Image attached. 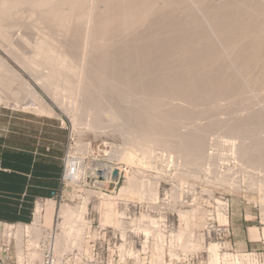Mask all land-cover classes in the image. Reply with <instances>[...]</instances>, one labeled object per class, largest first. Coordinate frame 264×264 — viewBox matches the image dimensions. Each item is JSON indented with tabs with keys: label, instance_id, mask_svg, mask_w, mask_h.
<instances>
[{
	"label": "rangeland",
	"instance_id": "rangeland-1",
	"mask_svg": "<svg viewBox=\"0 0 264 264\" xmlns=\"http://www.w3.org/2000/svg\"><path fill=\"white\" fill-rule=\"evenodd\" d=\"M45 1L48 2L49 0H0V13H4L2 15L0 14V18H3V21L6 20L5 24L2 25L10 28L9 32L12 33H9V37H6L5 39L2 38L3 43L7 38L10 39V46H6L8 41L5 42L7 43L5 45L6 47L3 46V43L2 46H0V106L11 107L18 111H29L38 114L63 117L69 128V142L66 153L68 155V153L71 152L70 155L78 156L81 159L82 170L85 171L83 179L75 183H69L65 180L61 190L62 196L51 201L56 205L53 211L59 214H62L60 213L61 205L69 206L62 211L66 220H73L72 216L78 209L83 210L82 217L79 218L80 220L70 221L64 225L62 224V221L64 220L62 215H53V213L51 214L48 211L44 215L46 227H51V224L55 222L59 224L61 223L57 229L58 235L55 242L56 251L59 256L58 264H264V165L255 163L254 161L251 162V160L248 161L249 158H244V160L242 155H240L244 146L248 147L253 143V138L264 139V123L252 127L254 128V135L252 136L251 134L239 135V133L236 132L235 135L234 132L232 133L230 131L231 125L238 123L240 120L248 121L251 119L250 117L254 116V114L261 115L264 118V29L261 28L263 31L261 35L258 32L263 39V44L258 48V52L257 49H255L256 52L254 53H256V59L249 65V68L244 72L243 76H237V78L239 77L238 80L243 82L242 85L238 87V91H234L235 87L234 89L232 87L224 88L223 91H220V94L209 90L210 93H213H211L210 97L207 96L206 98L205 96H199L196 92L190 93L191 97L185 93L176 95L165 91L156 93V95L151 93L147 95V93L139 90V92H127L128 95L126 93V96L125 94L123 95L126 97L125 99L121 98V96L119 97L121 100H116V103L121 105L120 108L125 111L124 113L122 110L124 114L129 112L131 109L130 106L133 104L134 108L132 107V109H134V111L138 110L137 112L139 113V116L143 113L144 118H151L152 122H157L156 124H159V126L163 128L162 131L170 126V130L172 129L173 131L168 130L170 131L168 132L167 128L166 131L169 134H166L165 130L163 131V142L160 140L162 139V131H158L159 133L156 134L153 133L154 131H151L152 134L151 132H143L134 119V121L130 119L129 121L131 122H127V119L125 118L126 115H124V117L121 115L117 119H113L111 116L112 113H110L113 109L111 107L112 102L109 99V96L104 98L106 96L104 94L106 90L108 91L112 89L113 93L118 94L120 91L117 90V92L115 86L118 83L105 84L107 88L104 87L105 85L101 86L103 85L101 82L97 84L94 78H91L88 72H86L88 65L85 64V61L88 60L90 64L92 63V67H96L99 63V60L96 57L102 53L99 52L101 48L108 50L111 53L115 51L114 53L118 54V50H113V48H115L113 46H123L125 44H123L124 40L133 36V38L138 37L137 35L141 33V28L142 31L144 30L143 33L146 32L145 29L148 24H150L149 17L150 19H153L154 17L158 18V15L153 13H156L157 10L163 9L165 1L136 0V2H139V5L144 3L143 7L146 6L145 8L139 6L142 8L141 10L144 9L148 11L149 9L150 12H154L148 15V11V14L146 12V15H144L145 17L140 16L139 18V16H137L135 19L130 18V20L129 18H126L125 14H121L122 12H120L119 9H117L119 11L116 10V8L126 7L128 3L127 0H122L123 2L121 0H108V2L104 0H94V3L93 0H89L90 2L88 0H77L76 2L74 0H62V2L61 0H54L56 4H58L57 7L60 5V8L58 9H61V11L58 9L56 11V9L53 8L52 10L56 12L59 19L60 16L64 15L61 18L68 21L66 22L64 20L66 25L64 23L61 24L62 19L59 20L57 15L56 18L54 17L55 15L52 14L51 20H54L53 25H50L49 21L51 20L48 21L47 15L45 17L41 16V13L43 12H39V9L44 10V13L47 14L46 12L50 8L49 5L44 4ZM51 1L53 2V0H50L48 4L52 3ZM72 1L75 4L79 3L74 5ZM115 1L117 5L115 4ZM195 1L184 0L186 3H183L185 6L188 4V8L197 11L198 8L195 7V9L194 6H197L200 1L198 3ZM218 1L219 0H209L205 7L213 6L218 3ZM111 2L113 3L110 4ZM193 2H195V5L192 4ZM257 2H259L261 6L264 5L263 0H258ZM40 3L43 7L40 6ZM152 4L154 8L153 6L151 7ZM184 4L182 5L184 6ZM111 5L115 10L111 8ZM45 6H49L47 7V10L42 9ZM72 7L74 8L72 9ZM70 9H72L71 11L73 14H70ZM80 9L84 13H82ZM108 9H113L112 11L110 10L111 14L115 11L114 16L109 13ZM199 9L201 8L199 7ZM73 10L75 11L73 12ZM103 11L107 15H105ZM263 12L264 11H262L261 7L259 14L261 15ZM33 13L36 14L34 15ZM80 13L84 14L85 18L83 17V19H81L80 17H82V15ZM116 13L117 15H120L117 16ZM37 14L40 15L38 16ZM197 14L200 15V13ZM259 14L258 17L260 16ZM4 16L7 17L4 18ZM111 16L113 18H111ZM164 16L161 18H165ZM115 17L116 19H114ZM79 18L81 19L80 23L78 22L80 20ZM101 18L107 20L109 23H106V21H103ZM146 18L147 21H145ZM260 18L263 19H260V22L263 23L264 14H262ZM200 19V21H202V17ZM203 20L204 23H207V18L205 16H203ZM3 21H0V24ZM101 21L103 22L101 23ZM82 22L83 24L85 23V26L82 25L84 26V29H88L87 32H83V28L78 27L81 25H78L77 27L75 26V23L81 24ZM73 23L75 25H72ZM25 24L29 25L27 26ZM108 24L112 25V27H110V25L108 26ZM71 25L74 29L70 28ZM45 26L48 27L45 28ZM74 26L77 29L79 28L78 31ZM61 27L66 31H63ZM164 27L166 26L164 25ZM262 27L264 28V25ZM28 28L31 31H29ZM210 30L211 29H209L208 32L213 34ZM34 31H36V34ZM38 31L44 33V35L40 36ZM250 31L243 30V32H240L241 37L242 34L246 37L247 32L249 34L247 37L248 39L246 38L244 41L249 40L250 38L254 39V35L257 36L255 30H252V32ZM253 31L255 32L254 35ZM96 33H98V35ZM45 34L50 35L55 40L54 41L52 38L48 37L45 39L48 44L51 46V43L54 44L53 41L56 42V46L60 50H58L55 45L54 48L57 49L58 54L61 56H67L68 54L70 60L75 54H72L70 57L71 54L66 49V46H69V43L70 46H75L74 51L76 52V56L74 58L80 60L78 61L76 59L77 61H75V59H73L72 63H67L70 61L67 59V56L65 58V63L71 65L67 66L68 68L66 65H63L62 68L65 67V69L62 70L61 68V70L63 72L65 70V73L62 74L61 72L59 79H61L60 82L64 83V80L72 74L67 72L69 67L71 68V72L72 68L74 71L79 68L78 73H76V71V74L73 73L72 75L77 76L80 72L81 75L77 76L78 79H75L71 75V79H74V82H69H73L74 86L78 83V87L74 88L80 90L81 86L82 95H80L81 93H78V96L77 92H75L76 95H73L71 92L72 96L68 94L70 92L71 84H66L67 80H65L64 84L58 83L59 87L61 84V86H63L60 87L61 90L59 88L58 90H56V88L54 89L55 86H58L56 82H53V85L56 83L54 87L49 85L52 84L53 80L48 77L49 75L46 79L48 82H45L46 73H48L47 68L49 69L45 64L40 63L45 66H43V69L41 67L39 68V66H42L39 65V62H37L38 65L34 64V62L32 63L36 65L37 69L39 68L38 71L41 69L40 72L37 70L35 71V73L37 72L36 75L33 71L30 73L28 71L30 70L29 68L28 70H26L27 67L24 69L25 63H28L27 65H29L30 62V59L26 60L24 58H28V56L31 55V51L28 49L24 51L23 46L27 45V43L25 45V41H27L28 44L31 42L32 44L30 43L31 45H29L33 46L35 45L36 40L38 41L40 37H42V39H44L43 37L45 36L47 37ZM80 34L82 39L80 38ZM82 34H85L86 37ZM127 34H130L131 36H127ZM75 35H79V39L76 38L77 36ZM218 35L219 34H216V37H213L214 39L216 38V46L220 44H218L217 40H220V38H217ZM37 36L40 37L36 39ZM72 36H74L79 42H73L74 44L72 43V45L71 41L74 39ZM71 38L73 39L70 40ZM68 39L70 41H68L69 43H66V40ZM76 39L75 41H77ZM100 40L103 42H100ZM18 41L20 42L18 43ZM107 41L110 42L108 43ZM112 42L113 44H111ZM95 46L98 48L96 49ZM239 46V43L227 45L225 46L226 49L218 46V48L221 47L220 50L227 66L233 72H236V70L233 68L234 63L232 64L231 62V57L234 55L232 49ZM93 47L98 50V52L95 49L94 51ZM5 48L7 49L5 50ZM8 49L12 50L9 51ZM14 50L16 51L14 52ZM12 51L14 53H12ZM86 51L89 53L86 54ZM82 53L85 55L81 56L83 55ZM225 53H229L230 55L227 54V59L225 58ZM12 54H16V57L12 56ZM78 54H81V58L77 56ZM87 55L90 56V59L93 56H95L96 59L93 58V60H90ZM181 64L184 65L183 63ZM30 66L32 65H29L28 67ZM184 68L185 66H180L179 68H176V72H178V69L184 71ZM42 71L45 75H43ZM82 74H84L86 78L88 77V80H86L85 76ZM41 75L45 76V78L42 79L43 77ZM69 78L67 79L71 80ZM59 79H56L55 81L59 82ZM88 81L91 83H88ZM43 82H45V84ZM249 82H251L252 85ZM65 84L67 88L65 87ZM86 84L89 86L91 84V86L93 85V88H97L99 94L101 91L104 92L102 93L101 99L102 102L105 101V103L103 102L104 104L102 103L104 106L102 108L105 109H103L104 111L101 109L102 113H96V110H94L95 112L92 111V105L88 103V101L85 100L86 105L84 104V101L82 102V100L86 98L83 94L84 90L87 88L90 89ZM93 88H91V90ZM118 89H120L119 84ZM93 93L96 92L93 91ZM60 97L62 98L60 99ZM76 101L79 102H77L78 105L76 104ZM147 101L152 104L150 105ZM191 104L192 106H190ZM195 105L199 106L196 107ZM34 107L37 109L34 110ZM80 108L83 110L81 111ZM148 110L154 111L152 112ZM213 110H215V112ZM161 112H167L166 114L168 115L170 113L173 121L171 120V115L169 116L170 120L169 118H167V120H165L166 118L163 119L160 116ZM106 113L107 116H105ZM144 113L147 115L151 114V116L145 117ZM81 114L82 116H79ZM95 114L96 116L98 115L97 118L95 117ZM154 114H157V116ZM152 116H156V118H153ZM96 119H98L99 122H97L98 120ZM163 120L165 122H163ZM166 121H168V123ZM207 121H209V123ZM133 126L134 128L136 127V129H134ZM191 133L194 135L196 134L197 136L199 135L197 133H201L202 135L200 134V136H203V138H201L202 140L199 138L200 151L202 150L203 152H200L199 158H193L194 160L196 159L195 161L191 158L193 156L187 157L188 155H185L184 152H181L172 146L173 142H180V140L187 136V134L193 135ZM165 135H167L168 138L172 135L171 138L167 139H171L170 143L165 141V138L167 137ZM124 151L132 152L137 159L135 160V163L121 159V154ZM102 165H104L106 169L111 168L116 171L114 175L115 183H113L112 186L113 188L111 186V188L108 187L111 182L107 183L105 181L106 178L103 173H99L96 177H93L92 175L93 169H98ZM94 179H98L101 182L104 181L105 185L102 183V186L100 187L95 186L93 184ZM246 214H252L254 218L253 221L257 225V227L252 228V230L239 225L240 218H243ZM4 228V225L1 224L0 239L1 237L5 240L12 238L13 242V237L8 236ZM249 238L254 240H249ZM213 244H216L218 247V249L216 247V252L218 253V260L216 259V261L215 253L210 248ZM34 254L36 258H39L37 252H34ZM19 257H21L20 253Z\"/></svg>",
	"mask_w": 264,
	"mask_h": 264
},
{
	"label": "bare ground",
	"instance_id": "bare-ground-1",
	"mask_svg": "<svg viewBox=\"0 0 264 264\" xmlns=\"http://www.w3.org/2000/svg\"><path fill=\"white\" fill-rule=\"evenodd\" d=\"M7 1V0H6ZM55 1H58V0H55ZM53 0L52 3L48 4L50 2V0L48 2L45 1L44 4L46 5H49L50 8L49 10L46 12L47 14H45L44 10H40L39 9V12H43L41 13L43 17H45L46 15L48 16V21L51 20L52 18V14L55 15L54 17H56V12L53 9H57L60 8V5L59 7H57L58 4H56ZM68 1V0H67ZM66 1V2H67ZM75 2L77 0H74ZM82 1V0H80ZM87 1V0H85ZM83 1V2H85ZM89 1V0H88ZM106 2H108V0H104ZM122 1V0H121ZM128 3H127V6L124 7V8H116L120 10V12H122L121 14H125L126 18H131V19H135L137 16H144L146 15V12L148 14V11H149V14L150 13L152 14L153 12H150V10L148 9L147 10H141L142 8H145L143 7V4L142 5H139L138 1L136 2V0H127ZM126 1V2H127ZM142 1V0H141ZM140 1V2H141ZM153 1V0H152ZM165 1V6L163 7V9H160V10H157L156 13L154 12L153 14H157L158 15V18H151L149 17V22L150 24H148V26L146 27V32L143 33L142 31V28H141V33H139L136 37V38H133V37H130L126 40H124L123 42V46H113L115 48H113V50H118V54H115L114 52H109L108 50H105L103 48H101L99 50V53L100 55H98L96 58H98V65L96 67H92V63L90 64V62H88V60H84L85 61V64L88 65V68H87V71L85 69L86 72H88V74L90 75L91 78H94V80L97 82V84H99L101 82V86H104L105 84H112V83H118L119 84V88L118 89V84L115 85L116 86V91L119 90L120 92L117 94V93H113V89L112 90H106L105 91V94L106 95L104 98L108 97L109 96V99L111 100L112 102V112L110 111L111 116L113 117V119H117L119 116L123 115L122 117L125 116V118L127 119L126 121L128 122L130 119H132V121H136L137 124L139 125V128L143 130V132H151V131H154L153 133L156 134V133H159L158 131H162L163 128H161L159 126V124H156L155 121L152 122L151 118H144V115L142 113L141 116H139V113L137 112L138 110H135L132 109L133 107V104L132 106H130V110L129 112H127L126 114L125 111L123 109L120 108L121 105H119L118 103H116L119 99V97L121 98H126L124 97L123 95L127 92H139V90L141 92H145L147 93V95L149 93L151 94H155L156 93H160L162 91H165V92H168V93H172V94H183L185 93L186 95H190V93H197L199 96H205L207 98V96H211V93L213 92H209V90L211 91H214V92H218L220 94V91H223L224 88H230L232 87L234 89V91H238L239 90V86L242 85V81L238 80L237 76H243L244 75V72L247 71V69L249 68V65L253 63V61L256 59V50L257 49V52L259 51L258 48H260V45L263 44L262 40V37L260 36L263 31L261 30L264 29L262 26L264 25V22H260V19L263 20L262 18H260V16H262V14H264V12L260 15L259 12H260V9L262 7V11H264V5L261 6V4L259 2H257L256 0H219L218 3H216L215 5L213 6H207L205 7V5H207L208 1L209 0H199V1H195V2H199V4H197V6L195 5V2H193L192 4L195 5L194 8H198V10L200 11H194L193 9L191 8H188V4H185L186 2H184V0H163ZM264 1V0H263ZM3 2V1H2ZM37 2V1H36ZM44 2V1H43ZM62 2V0H61ZM70 2V1H69ZM82 2V3H83ZM90 2V1H89ZM120 2V1H118ZM123 2V1H122ZM184 2V3H183ZM1 3V2H0ZM33 3V2H32ZM55 3V4H54ZM60 3V2H58ZM65 3V2H64ZM72 3L74 5L78 4V3H74L72 1ZM71 3V4H72ZM81 3V2H80ZM88 3V2H87ZM93 3H94V0H93ZM113 2H111L110 4H112ZM125 3V1H124ZM123 3V4H124ZM155 3V2H154ZM184 4V6L182 4ZM4 4V2H3ZM29 4V3H28ZM35 4V3H34ZM41 4V3H40ZM53 4V5H51ZM62 4V3H61ZM70 4V5H71ZM115 4H116V1H115ZM122 4V5H123ZM56 5V6H55ZM89 5V4H88ZM87 5V6H88ZM117 5V4H116ZM155 5V4H154ZM200 5V6H199ZM40 6L43 7V5L41 4ZM49 6H45L44 8L42 9H45L47 10ZM52 6V7H51ZM54 6V7H53ZM66 6V5H65ZM82 6V5H81ZM84 6V5H83ZM94 6V5H93ZM109 6V5H108ZM114 6V5H113ZM139 6H142V8H140ZM153 6V4L151 5V7ZM182 6V7H181ZM12 7V5H11ZM57 7V8H56ZM70 7V6H69ZM96 7V5H95ZM110 7V6H109ZM121 7V5H120ZM158 7V6H157ZM157 7H155L156 9H158ZM199 7L201 9H199ZM10 8V7H8ZM36 8V7H35ZM74 7H72L73 9ZM111 8L112 5H111ZM154 8V6H153ZM195 8V9H196ZM1 9V8H0ZM16 9V8H15ZM22 9V8H21ZM24 9V8H23ZM72 9H70V14H73L72 13ZM84 9V8H83ZM82 9V10H83ZM114 9V8H113ZM112 9V10H113ZM59 10V9H58ZM75 10H76V7H75ZM73 10V12L75 11ZM90 10H91V7H90ZM106 10H107V7H106ZM109 10V9H108ZM111 10V9H110ZM109 10V13L111 14ZM111 10V11H112ZM115 10V9H114ZM117 10V11H119ZM153 10V9H152ZM18 11V10H17ZM22 11V10H21ZM24 11V10H23ZM61 11V9L59 10ZM81 11V9H80ZM85 11V10H83ZM97 11V10H96ZM102 11V10H101ZM32 12V11H31ZM37 12V10H36ZM79 12V11H77ZM82 12V11H81ZM86 12V11H85ZM90 12V11H89ZM105 12H108V11H105ZM114 14H115V11H113ZM124 12V13H123ZM200 13L197 14V13ZM6 13V12H5ZM24 13V12H22ZM76 13V12H75ZM84 13V12H82ZM82 17H79L81 19H83V17L85 18V15L82 14ZM98 13V12H97ZM104 13V11H103ZM102 13V14H103ZM1 14V13H0ZM4 14V13H2ZM1 14V15H2ZM34 14V13H33ZM36 14V13H35ZM34 14V15H35ZM44 14V15H43ZM100 14V13H99ZM101 14V15H102ZM105 14V13H104ZM103 14V15H104ZM109 14V15H110ZM111 14V15H112ZM135 14V15H133ZM258 14L260 15L258 17ZM0 15V16H1ZM38 16L40 14H37ZM51 15V16H50ZM96 15V14H95ZM100 15V16H101ZM107 15V14H105ZM104 15V16H105ZM117 15V13H116ZM120 15V14H119ZM117 15V16H119ZM147 15V16H148ZM166 15V16H164ZM202 15V16H201ZM257 15V16H256ZM58 16V15H57ZM64 16V15H63ZM63 16H60V19H62V23L61 24H65L66 22V19L63 20ZM76 16V14H75ZM98 16V15H97ZM124 16V17H125ZM162 16H164L165 18H161ZM202 17V21H200L201 17ZM203 16H205L207 18V23H204L203 21ZM7 17V16H4V18ZM30 17V16H29ZM37 17V16H36ZM53 17V18H54ZM108 17V16H107ZM123 17V16H122ZM134 17V18H132ZM145 17V16H144ZM28 18V17H27ZM26 18V19H27ZM42 18V17H41ZM40 18V19H41ZM57 18V17H56ZM65 18V17H64ZM67 18V17H66ZM74 18V17H73ZM79 18V19H80ZM89 18V17H87ZM109 18V17H108ZM111 18H113L111 16ZM148 18V17H147ZM147 18L145 21H147ZM1 20L0 21H3L2 19L3 18H0ZM39 19V18H38ZM44 19V18H43ZM58 19H59V16H58ZM59 19V20H60ZM77 19V18H76ZM81 19L78 21L79 23L81 22ZM90 19V18H89ZM103 21L105 19L101 18ZM116 19V17L114 18ZM119 19V18H118ZM130 19V20H131ZM143 19V18H141ZM28 20V19H27ZM37 20V19H36ZM78 20V19H77ZM97 20V19H96ZM112 20V19H111ZM5 21L4 20L3 22H1L0 24V37H1V43H0V46H2V38H6V37H9V30L10 28H7V27H4V25L2 24H5ZM20 21V20H19ZM34 21V20H33ZM46 21V22H48ZM54 21V20H53ZM52 20L49 21L50 22V25H53L54 22ZM57 21V20H56ZM64 21V22H63ZM86 21V20H85ZM89 21V20H88ZM101 21V23L103 22ZM106 23L108 22L107 20H105ZM114 21H117V20H114ZM122 21V20H121ZM128 21V19H127ZM134 21V20H133ZM141 21V20H140ZM206 21V20H205ZM41 22V20H40ZM48 22V23H49ZM129 22V21H128ZM148 22V23H149ZM161 22V23H160ZM166 22H167V25H166ZM52 23V24H51ZM77 24V23H73L72 25H75L76 27L78 25H81V26H78L79 28H83V32L84 31H88L87 28L84 29V24L83 22L81 24ZM105 23V22H104ZM109 23V22H108ZM130 23V22H129ZM142 23V22H141ZM40 24V23H38ZM84 26H83V25ZM113 24V23H111ZM166 27H164V25ZM27 25V24H25ZM29 25V24H28ZM27 25V26H28ZM34 25V24H32ZM66 25V24H65ZM71 25V26H72ZM110 24H108L109 26ZM115 25V24H113ZM132 25V24H131ZM10 26V24H9ZM12 26V24H11ZM38 26V25H37ZM42 26V24H41ZM67 26L69 27V25L67 24ZM70 28L74 29L73 26ZM74 26V27H75ZM88 26V25H87ZM93 26V25H92ZM98 26V25H97ZM105 26V25H103ZM30 27V26H29ZM48 26H45V28H47ZM60 27V26H59ZM75 27V29H77ZM90 27V26H89ZM110 27H112V25H110ZM44 28V29H45ZM62 28V27H61ZM60 28V29H61ZM78 28V29H79ZM105 28V27H104ZM124 28V27H123ZM29 29V28H28ZM69 29V28H68ZM77 29V31H78ZM95 29V28H94ZM112 29V28H111ZM120 29V28H119ZM125 29V28H124ZM211 29L210 31L213 32V34L209 33L208 30ZM255 30L257 36H255V32L253 33L254 35V39H249V40H245L249 34L247 32V36L245 37L243 34H242V37L240 35V32L243 30ZM12 30V29H11ZM21 30V29H20ZM63 31H66L64 30V28H62ZM61 30V31H62ZM97 30V29H96ZM101 30V29H100ZM114 30V29H113ZM116 30V29H115ZM252 30L250 32H252ZM29 31H31L29 29ZM51 31V30H50ZM69 31V30H68ZM76 31V30H74ZM73 31V32H74ZM80 31V30H79ZM102 31V30H101ZM36 31H34L35 33ZM39 32V31H38ZM52 32V31H51ZM95 32V31H94ZM99 32V31H98ZM103 32V31H102ZM111 32V31H110ZM259 32V34H258ZM33 33V34H34ZM40 33V32H39ZM90 33H91V30H90ZM129 33V32H128ZM12 34V33H11ZM18 34V33H17ZM25 34V33H24ZM36 34V33H35ZM38 34V33H37ZM74 34V33H73ZM88 34V33H87ZM98 35V33H96ZM95 34V35H96ZM101 34V33H100ZM110 34V33H109ZM216 34H219L217 36V38H220L217 39L218 40V46H221L222 48H225V46L227 45H230V44H238L239 43V47L235 48V49H232L233 50V53L234 55H232L231 57V62L232 64L234 65V69L236 70V72H233L228 66H227V63L226 61L224 60V57L222 56V52H221V47L218 48V46H216V42H215V39L213 38ZM39 35V34H38ZM44 33H40V36H43ZM47 35V34H45ZM64 35V34H63ZM86 37L85 34H82ZM130 35V34H127V36ZM133 35V34H132ZM212 35V36H211ZM214 35V36H213ZM222 35V36H221ZM224 35H227V36H224ZM245 35H246V32H245ZM24 36V35H23ZM39 36V37H40ZM77 36L76 38L79 39V35H75ZM83 36V37H84ZM108 36V35H107ZM110 36V35H109ZM113 36V34H112ZM111 36V37H112ZM126 36V37H127ZM131 36V35H130ZM11 37V36H10ZM13 37V36H12ZM15 37V36H14ZM37 36L36 39L39 38ZM52 38L50 35H47V37H43L44 39H42V37H40L38 39V41L36 40L35 42V45L33 46H30L28 44L27 41H25V45L27 43L26 46H23L24 47V51L25 50H29L31 51V55L30 58L28 56V58H24L26 60H29V65H32L30 67H28L29 65H27L25 62V66H24V69H27L28 68L30 70H28L30 73L33 71L35 73V71L41 67L44 69V65L42 64H45L49 67V69L47 68L48 70V73H46V78L45 76H42L44 79L45 78V82H48V80H46L48 77H50L52 80V84H49V85H52L54 87V85H56V83L60 84L62 82H60L61 79H59L60 77V73L62 72L65 73V70L64 72L62 71L64 68L63 65L66 67L71 65V64H66L65 63V58L67 57V59H69V55L67 54L64 55V56H61L58 54L57 52V49L58 47L56 46V42H54V38H52L53 40V43H51V46L48 44L47 38ZM56 37V35H55ZM60 37V36H59ZM62 37V36H61ZM74 37V36H72ZM114 37V36H113ZM216 37V36H215ZM227 37V38H226ZM74 37L71 38L70 40L71 41V44L74 42H79L77 39ZM80 38H81V34H80ZM125 38V37H124ZM27 39V38H26ZM58 39V37H57ZM75 39L77 41H75ZM82 39V38H81ZM80 39V40H81ZM86 39V38H85ZM111 39V38H110ZM248 39V38H247ZM10 39L7 38V40H4V43H3V46H5L7 43V47L10 46L9 45V41ZM60 40V39H59ZM64 40V38H63ZM69 39L66 40V43L68 41H70ZM242 42H241V41ZM6 41H8L7 43H5ZM17 41V40H16ZM24 41V40H23ZM30 41V40H28ZM35 41V40H34ZM51 41V42H52ZM85 41V40H84ZM87 41V40H86ZM20 41H18L19 43ZM22 42V41H21ZM33 42V41H32ZM100 42H103L100 40ZM105 42V41H104ZM108 43L110 41H107ZM69 43V42H68ZM73 43V44H74ZM107 43V44H108ZM21 44V43H20ZM59 44V43H58ZM72 44V45H73ZM106 44V45H107ZM113 44V42L111 43ZM13 45V44H12ZM23 45V44H22ZM29 45V46H28ZM53 45V46H52ZM56 46L57 49H55L54 47ZM60 45V44H59ZM85 45V44H84ZM122 45V44H121ZM249 45V46H248ZM252 45V46H250ZM254 45V46H253ZM264 45V44H263ZM5 46V47H6ZM14 46V45H13ZM98 46V44H97ZM100 46V45H99ZM22 47V49H23ZM82 47V46H81ZM90 47V46H89ZM112 47V46H111ZM229 47V46H228ZM12 48V46H11ZM21 48V47H20ZM26 48V49H25ZM96 48V46H95ZM93 47V50L95 49ZM98 48V47H97ZM96 48V49H97ZM254 48V49H253ZM262 48V46H261ZM7 48H5L6 50ZM13 49V48H12ZM12 49H8L9 51H11ZM62 49V48H61ZM66 49L70 52V57L72 56V54L74 55L73 58L67 62V63H72L73 59H75L74 57L76 56V52L74 51L75 50V46H70V43H69V46H66ZM91 49V48H89ZM95 49V50H96ZM60 50V49H58ZM92 50V49H91ZM94 50V51H95ZM230 50V49H229ZM255 50V51H254ZM16 50H14L15 52ZM73 51V52H72ZM85 51V50H84ZM98 52V50H96ZM262 51V50H261ZM8 52V51H7ZM12 51V53H14ZM20 52V51H19ZM57 52V53H56ZM75 52V53H74ZM83 52V51H82ZM263 52V51H262ZM10 53V52H9ZM78 53V52H77ZM80 53V52H79ZM85 53V52H84ZM82 53L83 55L81 54H78L77 56L80 57L81 56H84L85 54ZM89 53L86 51V54ZM114 53V54H113ZM230 53V52H229ZM229 53H225L226 54V59H227V56L229 55ZM8 54V53H7ZM11 54V53H10ZM66 54V53H65ZM228 54V55H227ZM89 55V54H88ZM87 57L90 59V56ZM9 56V55H8ZM12 56L16 57V54H12ZM18 56V54H17ZM230 56V55H229ZM86 57V56H85ZM81 58V57H80ZM93 58H95V56L91 57V59L93 60ZM95 58V59H96ZM230 58V57H229ZM17 59V58H16ZM78 60V58H76ZM75 59V61H77ZM90 59V60H91ZM20 60V59H19ZM18 60V61H19ZM80 60V59H79ZM78 60V61H79ZM89 60V61H90ZM238 61V63H237ZM3 62V61H2ZM34 62V64L38 65L37 62H39V65H42V66H39V68L37 69L36 65L32 64ZM87 62V63H86ZM172 62V63H171ZM23 63V61H22ZM22 63L20 62V64L22 65ZM42 63V64H40ZM74 63V62H73ZM94 63V61H93ZM172 66H171V64ZM175 65H174V64ZM181 63H183L184 65H182ZM77 64V63H76ZM159 64V65H158ZM236 64V66H235ZM262 64V63H261ZM27 65V66H26ZM174 65V67H173ZM44 66V67H43ZM74 66V65H73ZM71 66V67H73ZM176 66V67H175ZM180 66H185L184 68V71H181L180 69H178V72L180 70V72H176V68H179ZM20 67V66H19ZM23 67V66H22ZM21 67V68H22ZM32 67V68H31ZM173 67V69H172ZM35 68V69H34ZM62 68V70H61ZM68 68V67H67ZM66 68V69H67ZM254 68V67H253ZM23 69V68H22ZM70 69V71H69ZM68 69V73H78V69L77 68L75 71L73 70L72 68V72H71V68L69 67ZM175 69V70H174ZM41 70V69H40ZM40 70L38 72H40ZM61 70V71H60ZM82 70V71H83ZM183 70V68H182ZM50 71V72H49ZM252 71V70H251ZM256 72V71H255ZM37 73V72H36ZM35 73V75H36ZM43 73V71H42ZM75 73V74H76ZM254 73V72H253ZM71 74V75H72ZM85 74V72H84ZM82 74V75H84ZM250 74V73H249ZM43 75H45V73H43ZM49 75V76H48ZM70 75V76H71ZM81 75V72L79 73V75L77 76H80ZM87 75V73H86ZM252 75V74H251ZM262 75V74H261ZM48 76V77H47ZM69 76V74H68ZM69 76V77H70ZM73 76V75H72ZM72 76L69 78L71 79ZM76 76V75H75ZM73 76L75 79L77 78V76L75 77ZM85 76V75H84ZM31 77V76H30ZM62 77V75H61ZM35 78V77H34ZM65 79L67 80L66 81V84L70 85V92L67 93L71 94V92L73 93V95L77 92V95L79 96L82 95V88L80 86V90H76V88L78 87V83L75 84L76 86H74L73 82H74V79L72 80H68V79ZM88 78V77H87ZM85 76V79L88 80ZM241 78V77H240ZM37 79V78H36ZM56 79H59V82L55 81ZM78 79V78H77ZM90 79V78H89ZM243 79V78H242ZM248 79V78H247ZM65 80H64V83H65ZM251 80V79H249ZM69 81H73L72 83H70ZM248 81V80H247ZM256 81V80H255ZM45 82H43L45 84ZM53 82H56L54 83L53 85ZM62 83V84H64ZM83 83V82H82ZM85 83V82H84ZM88 83H91L90 81H88ZM245 83V82H244ZM251 83V82H249ZM248 83V84H249ZM256 83V82H255ZM259 83V82H258ZM48 84V83H47ZM59 84L58 86H55L54 89L56 88V90H58V88L61 90L60 87H63L60 85L59 87ZM66 84H65V87H66ZM42 85V83H41ZM48 85V86H49ZM67 85V86H68ZM88 85V84H86ZM252 85V83H251ZM46 86V85H45ZM50 86V87H52ZM91 86V84H90ZM89 85L87 87H89L90 89H85L84 90V95L85 97L87 98H84L82 100V102L84 101V104L86 103V101H88V103H90L92 106V111L96 110L97 112L96 113H102L101 112V109H105V108H102L104 107L103 104L105 103V101L102 102V92L101 91V95L98 93V89L97 88H93V85L90 87ZM114 86V85H112ZM110 86V87H112ZM114 86V87H115ZM76 87V88H74ZM83 87V86H82ZM105 88H107V86L105 85L104 86ZM44 88V87H43ZM67 88V87H66ZM91 88H93L91 90ZM223 88V89H222ZM238 88V89H236ZM241 88V87H240ZM243 88H244V85H243ZM109 89V88H108ZM246 89V88H245ZM44 90V89H43ZM89 90V91H88ZM91 90V91H90ZM115 90V88H114ZM138 90V91H137ZM55 91V90H54ZM79 91V92H78ZM81 91V92H80ZM93 91H95L96 93H93ZM189 91V92H188ZM227 91V90H226ZM233 91V90H231ZM45 92V91H44ZM56 92V91H55ZM66 92V91H65ZM107 92V93H106ZM118 92V91H117ZM36 93V92H35ZM61 93V92H60ZM79 93V94H78ZM144 93V94H145ZM50 94V93H49ZM108 94V95H107ZM125 94V96H126ZM184 94V95H185ZM216 94V93H215ZM69 95V96H70ZM128 95V94H127ZM133 95V94H131ZM146 95V96H147ZM222 95V93H221ZM150 96V95H149ZM194 96V95H193ZM198 96V97H199ZM215 96V95H214ZM218 96V95H217ZM55 97V96H54ZM84 97V96H83ZM160 97V96H159ZM163 97V96H162ZM188 97V96H187ZM192 97V96H191ZM198 97H195V98H198ZM226 97V96H225ZM57 98V97H55ZM62 97H60L61 99ZM117 98V99H116ZM132 98V97H131ZM146 98V97H145ZM164 98V97H163ZM190 98V97H189ZM201 98V97H200ZM219 98V97H218ZM58 99V98H57ZM56 99V100H57ZM79 99V98H77ZM135 99V98H134ZM143 99V98H142ZM148 99V98H147ZM146 99V100H147ZM178 99H179V96H178ZM121 100V99H119ZM194 100V99H193ZM196 100V99H195ZM124 101V100H123ZM144 101V100H143ZM153 101V100H151ZM197 101V100H196ZM78 101H76V104H77ZM110 102V101H109ZM108 102V103H109ZM128 102V101H127ZM131 102V101H130ZM148 103H150V105L152 104L151 102L147 101ZM158 102V101H157ZM164 102V101H163ZM192 102V101H191ZM209 102V101H208ZM79 103V102H78ZM81 103V102H80ZM103 103V104H102ZM120 103V101H119ZM193 103V102H192ZM210 103V102H209ZM83 104V105H84ZM126 104V103H125ZM129 104V103H128ZM143 104V103H142ZM178 104V103H177ZM194 104V103H193ZM206 104V103H205ZM78 105V104H77ZM76 105V106H77ZM86 105V104H85ZM135 105V104H134ZM137 105V104H136ZM170 105V104H169ZM179 105V104H178ZM216 105V104H215ZM32 106V105H31ZM147 106V105H146ZM145 106V107H146ZM172 106V105H171ZM176 106V105H175ZM192 106V104L190 105ZM196 106V105H195ZM199 105H197L196 107H198ZM219 106V105H218ZM33 107V106H32ZM81 107V106H79ZM141 107V105H140ZM149 107V105H148ZM147 107V108H148ZM161 107V106H160ZM173 107V106H172ZM194 107V106H193ZM203 107V106H202ZM214 107V106H213ZM216 107V106H215ZM36 110L37 108L34 107ZM83 108V107H81ZM80 108V109H81ZM134 108V107H133ZM142 108H143V105H142ZM176 108V107H175ZM205 108V107H204ZM39 109V108H38ZM78 109V107H77ZM111 109V108H110ZM125 109V108H124ZM138 109V108H137ZM140 109V108H139ZM146 109V108H145ZM150 109V108H149ZM170 109V108H169ZM199 109V108H198ZM31 110V109H30ZM83 109H81L82 111ZM122 110L124 111V113L122 112ZM141 110V109H140ZM156 110V109H155ZM181 110V109H180ZM192 110V109H190ZM189 110V111H190ZM196 110V109H195ZM104 111V110H103ZM107 111V110H106ZM127 111V109H126ZM144 111V109H143ZM148 111H152V110H148ZM154 111V110H153ZM152 111V112H153ZM159 111V110H158ZM205 111V110H204ZM215 112V110H213ZM78 112V111H77ZM95 112V111H94ZM173 112V111H172ZM258 112V111H257ZM84 113V112H83ZM151 113V112H150ZM161 112L160 113V116L164 119L166 118L165 120H167V118H169V116L171 115L169 113L166 114V113H163ZM178 113V112H177ZM195 113V112H193ZM77 114V113H76ZM141 114V112H140ZM145 114V117H148V116H151V114L147 115L146 113ZM251 114V113H250ZM93 115V114H92ZM105 115V114H104ZM157 116V114H154ZM176 115V114H175ZM196 115V114H195ZM202 115V114H201ZM214 115V114H213ZM79 116H82L79 115ZM98 116V115H97ZM96 114H95V117L97 118ZM107 116V113L106 115ZM156 116H152L153 118H156ZM179 116V115H178ZM188 116V114H187ZM191 116V115H190ZM203 116V115H202ZM206 116V115H205ZM212 116V115H211ZM246 116V115H245ZM251 116V115H249ZM103 117V116H102ZM133 117V118H132ZM171 117V120H172V115L170 116ZM174 117V115H173ZM217 117V116H216ZM159 118V117H158ZM162 118H161V121H162ZM230 118V117H229ZM251 119L248 120V121H244V120H240L238 123L234 124V125H231L230 127V131L233 133H239L240 134H247V135H254L253 133V130L254 128L252 127H256L258 125H261L264 123V118L261 116V115H255L250 117ZM99 119L101 120V118L99 117ZM134 119V120H133ZM160 119V118H159ZM179 119V118H178ZM188 119V117H187ZM218 119V118H217ZM233 119V118H232ZM238 119V118H237ZM98 120V119H96ZM120 120V119H119ZM124 120V119H123ZM156 120V119H155ZM170 120V118H169ZM74 121V120H73ZM112 121V120H111ZM158 121V120H156ZM173 121V120H172ZM95 122V120H94ZM99 122V120L97 121ZM131 122V121H129ZM163 122H165L163 120ZM168 123V121H166ZM209 123V121H207ZM231 122V121H230ZM162 123V122H161ZM160 123V124H161ZM170 123V121H169ZM173 123V122H171ZM177 123V122H176ZM216 123V122H215ZM94 124V123H93ZM96 124V122H95ZM163 125H165L164 123H162ZM179 124V123H178ZM233 124V123H232ZM162 125V127H163ZM167 125V124H166ZM171 125V124H169ZM208 125V124H207ZM264 125V124H263ZM136 126V125H135ZM202 126V125H201ZM206 126V125H205ZM212 126V125H211ZM160 127V128H159ZM166 127V126H165ZM169 128H167V131L170 130V126H168ZM174 127V126H173ZM204 127V126H203ZM225 127V126H224ZM134 128V126H133ZM166 128L164 129L166 131ZM172 128V127H171ZM188 128V126H187ZM193 128V127H191ZM136 129V127L134 128ZM158 129V130H157ZM161 129V130H159ZM163 130V131H164ZM172 130V129H171ZM170 130V131H171ZM175 130V129H174ZM198 130V129H197ZM163 131L161 132L162 133V140L163 141V138H164V133ZM166 131V134H169L168 131ZM173 131V130H172ZM200 131V130H199ZM218 131V130H217ZM188 133V132H187ZM206 133V132H205ZM208 133V132H207ZM235 133V135H236ZM152 134V132H151ZM173 134V133H171ZM193 134V133H191ZM199 134L197 137L193 134V135H189L187 134V136H185L184 138H182L180 140V142H176L174 143L173 142V147L177 148L179 151L181 152H184L185 155H188L187 157H190V156H193L191 157L192 159L194 157L196 158H199L200 157V152L202 153L203 151L201 150L200 151V139L203 138V136H200L201 133H197ZM161 135V134H160ZM202 135V134H201ZM167 136V135H165ZM172 137V135H170ZM157 137V136H156ZM155 137V138H156ZM169 137V138H171ZM168 136L165 138V141H168L167 143H170L171 139L170 140H167L169 139ZM175 138V137H174ZM200 138V139H199ZM264 138V137H263ZM199 139V140H198ZM202 140V139H201ZM253 143L248 146V147H245L241 150V154L243 159L244 158H249L248 161L251 160V162H255V163H258V164H262L264 165V139H258V138H253ZM161 142V141H160ZM164 142V141H163ZM202 142V141H201ZM203 144V143H202ZM168 145V144H167ZM204 145V144H203ZM138 147V146H137ZM202 147V146H201ZM173 149V148H171ZM135 151V150H134ZM172 151V150H171ZM240 152V151H239ZM180 153V152H179ZM71 152L68 153L67 155V159H66V163H65V171H64V177H65V180L69 183H75V182H79L81 179H83L84 175H85V171L82 170V164H81V159L78 157V156H74V155H70ZM241 157V158H242ZM165 158V157H164ZM121 159H124L126 161H129V162H134L135 163V160H137L134 155L132 154V152H129V151H124L122 152L121 154ZM196 160V159H195ZM193 159V161H195ZM245 160V159H244ZM141 166V165H140ZM110 167V166H109ZM115 167H118V166H115ZM84 172V173H83ZM115 170H112L111 168H105L104 165H102L101 167H99L98 169L96 168L95 170L93 169V177H96L99 175V173H103V175L105 176V181L108 183V182H111L110 186L112 187L113 186V183H115V179H114V175H115ZM98 178V177H97ZM131 178V177H130ZM102 183L104 184V181H100L98 179H94L93 180V184L97 187H100L102 186ZM105 185V184H104ZM113 188V187H112ZM125 190V189H124ZM112 191V190H111ZM140 193V192H139ZM61 212L62 214H59V213H56L54 212V208L56 207L55 203L49 199H46V200H38V202L36 203L35 207H34V215H33V224H30V223H3L2 225H4V230L6 231L7 235L8 236H14L15 238L19 239V241L21 240L22 238V234H24V232L30 230V229H35V230H40L42 226H45L46 225V222H45V218H44V215L45 213L48 211L49 213H53V215L57 214V215H62L64 217V213L62 212L64 208L66 207H69L68 205H61ZM82 209V208H81ZM84 209V208H83ZM224 210V209H223ZM83 210H77L76 213L72 216L73 217V220H70L71 222L72 221H76V220H80L79 218L82 217L83 213H82ZM73 214V213H72ZM224 214V212H223ZM224 217V216H223ZM75 218V219H74ZM111 218V216H110ZM226 218V217H224ZM108 219V218H107ZM110 220V219H109ZM112 220V219H111ZM225 221H227L226 219H224ZM70 221L66 220V218L64 217V220L62 221V224L65 225V223H69ZM108 221V220H107ZM61 225V223H52L51 226L55 227L56 228V235H55V242H56V239H57V229H58V226ZM74 225V223H73ZM34 245H36L34 243ZM56 246V244H55ZM216 244H213L211 245V250L215 253V261L216 259L218 260V253L216 252ZM218 249V247H217ZM211 251V252H212ZM218 251V250H217ZM212 252V253H213ZM36 254V253H35ZM34 254V256H35ZM227 259V258H226Z\"/></svg>",
	"mask_w": 264,
	"mask_h": 264
},
{
	"label": "crops",
	"instance_id": "crops-1",
	"mask_svg": "<svg viewBox=\"0 0 264 264\" xmlns=\"http://www.w3.org/2000/svg\"><path fill=\"white\" fill-rule=\"evenodd\" d=\"M68 142L63 117L0 106V225L30 222L35 200L61 192ZM253 219L239 225L252 230Z\"/></svg>",
	"mask_w": 264,
	"mask_h": 264
},
{
	"label": "built area",
	"instance_id": "built-area-1",
	"mask_svg": "<svg viewBox=\"0 0 264 264\" xmlns=\"http://www.w3.org/2000/svg\"><path fill=\"white\" fill-rule=\"evenodd\" d=\"M68 147V146H67ZM67 159V153L64 157V168H63V175H62V185L64 184L65 177V163ZM62 196V192L60 193H53L50 198H39L34 201V207L38 200H54L58 199ZM33 215H34V208L32 212V219L30 220V224H33ZM27 224V223H26ZM55 235H56V228L42 226L41 229L35 230L30 229L24 234H22V238L19 239L13 237L11 239H3L1 237L0 241V264H5L7 262H14V264H58L59 256L56 251L55 246ZM34 243L36 245H34ZM34 252L39 254V258L34 256ZM19 253L20 256L19 257ZM21 258V260H20Z\"/></svg>",
	"mask_w": 264,
	"mask_h": 264
},
{
	"label": "water",
	"instance_id": "water-1",
	"mask_svg": "<svg viewBox=\"0 0 264 264\" xmlns=\"http://www.w3.org/2000/svg\"><path fill=\"white\" fill-rule=\"evenodd\" d=\"M108 187H110V185H108ZM108 187H107V188H108ZM110 188H111V187H110Z\"/></svg>",
	"mask_w": 264,
	"mask_h": 264
}]
</instances>
